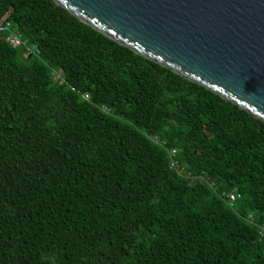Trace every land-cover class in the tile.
<instances>
[{"label":"trees","instance_id":"trees-1","mask_svg":"<svg viewBox=\"0 0 264 264\" xmlns=\"http://www.w3.org/2000/svg\"><path fill=\"white\" fill-rule=\"evenodd\" d=\"M1 18L39 53L0 32V264H264V121L53 0Z\"/></svg>","mask_w":264,"mask_h":264},{"label":"water","instance_id":"water-1","mask_svg":"<svg viewBox=\"0 0 264 264\" xmlns=\"http://www.w3.org/2000/svg\"><path fill=\"white\" fill-rule=\"evenodd\" d=\"M264 121V0H53Z\"/></svg>","mask_w":264,"mask_h":264},{"label":"built area","instance_id":"built-area-1","mask_svg":"<svg viewBox=\"0 0 264 264\" xmlns=\"http://www.w3.org/2000/svg\"><path fill=\"white\" fill-rule=\"evenodd\" d=\"M0 32L5 33V41L8 43V45L13 48H21L22 57L26 58L30 55H38L39 51L35 44L28 43L26 39H23L21 37V33L4 18L0 19ZM54 77L57 78L58 75L54 74ZM151 140L161 146H164L165 142L159 141L155 136L152 137ZM175 156L176 149L170 148L168 150L169 168L180 173L182 171V167ZM223 197L226 202H232L239 197V194L236 192H227L223 193Z\"/></svg>","mask_w":264,"mask_h":264}]
</instances>
